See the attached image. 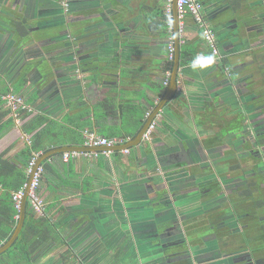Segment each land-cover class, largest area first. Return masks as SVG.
Instances as JSON below:
<instances>
[{
	"label": "crops",
	"instance_id": "obj_1",
	"mask_svg": "<svg viewBox=\"0 0 264 264\" xmlns=\"http://www.w3.org/2000/svg\"><path fill=\"white\" fill-rule=\"evenodd\" d=\"M70 1L65 24L52 28L40 24L53 19L51 13L32 11L42 3L58 8L56 0H0V88L15 89L31 108L0 136V153L17 164L16 156L45 126L53 130L48 143L57 147L78 141L85 146L86 131L131 136L136 118L146 120L144 112L152 113L162 98L158 83L164 77L169 37L162 39V30L151 32L147 21L163 11L165 0ZM201 2L202 20L218 39L216 63L193 71L190 61L179 62L177 91L155 116L151 140L129 153L91 150L98 156L64 162L59 152L44 159L51 170L44 171L40 186L45 200L41 214L50 223L61 218L57 228L65 240H48L31 254L29 264H80V228H129L128 218L146 211L145 202L159 215L162 197L175 191L181 175L190 188V175L206 171L211 158L233 150V159H239L238 150L244 152L239 91L248 74L254 83L263 80L258 57L264 54V0ZM59 11V16L65 14ZM159 20L161 16L155 17ZM22 21L28 26L25 34L15 25ZM182 43L195 49V55L212 53L190 16L183 22ZM42 117V125L24 131ZM1 254L0 264H20L14 263L16 250Z\"/></svg>",
	"mask_w": 264,
	"mask_h": 264
},
{
	"label": "flooded vegetation",
	"instance_id": "obj_2",
	"mask_svg": "<svg viewBox=\"0 0 264 264\" xmlns=\"http://www.w3.org/2000/svg\"><path fill=\"white\" fill-rule=\"evenodd\" d=\"M56 2L58 8L42 3L32 15L51 13L53 19L40 24L56 28L73 6L70 0ZM59 8L64 15H58ZM258 58L263 80L254 83L248 74L239 91L245 112V149L238 150L239 159H233V150L211 158L206 171L190 175V188L181 175L175 191L160 198L159 215L145 202L146 211L128 218L129 228H80V245L96 234L86 252L99 243L100 252L92 261L87 255L86 264H264V55Z\"/></svg>",
	"mask_w": 264,
	"mask_h": 264
},
{
	"label": "trees",
	"instance_id": "obj_3",
	"mask_svg": "<svg viewBox=\"0 0 264 264\" xmlns=\"http://www.w3.org/2000/svg\"><path fill=\"white\" fill-rule=\"evenodd\" d=\"M157 16H161L162 21L159 20L156 22L155 17ZM147 24L151 32L154 30H162L166 39L171 34H173V31L172 33L168 31L167 18L164 9L163 11L156 12L155 16L150 17L147 21ZM16 29L20 34H25L28 32V26L24 22H16ZM194 56L195 49L182 43L180 46L179 54L180 63H188ZM170 67V63L166 60L164 64V77L166 71L170 69ZM163 79L158 83L159 87L163 88L160 97L163 96L165 91V87L162 84ZM9 89L10 88L7 87L0 88V136L3 135L12 126L15 120L11 109L4 105V102L1 98L2 95ZM13 91L16 92L15 89ZM27 114L28 111H18V116H27ZM43 119V117L33 119L24 127V131L31 132L38 126L42 125V123L45 121ZM144 122L145 118H136V127L131 135L132 139L141 129ZM52 131L53 130L50 129V126H45L34 133L30 138V143L26 145L25 148H23L21 152L16 156V158L18 159V164L8 158H4L3 152L0 153V242H2V244L10 238L18 221L17 215L19 214V212L14 206V202L12 200V192L19 189L27 180L26 167L32 153H45L52 147L55 148V144L52 145L51 143H48L50 142L49 138H51V136L49 135L50 133H52ZM77 143L79 145L80 141H78ZM45 162V160L44 162H42L44 171L51 170V168ZM29 207L30 204L27 200L22 229L12 245L1 254L3 255L4 253L16 250V256L18 257V259H16L14 263L29 264L31 261V254L40 249L48 240H60L61 243L65 240L61 238L60 235L62 228H57L59 225L58 221H60L61 218L58 219L57 222L50 223L46 218L43 217V214L36 215V213L30 211ZM63 259L67 263L68 257L64 254ZM81 264L84 263L81 262Z\"/></svg>",
	"mask_w": 264,
	"mask_h": 264
},
{
	"label": "built area",
	"instance_id": "obj_4",
	"mask_svg": "<svg viewBox=\"0 0 264 264\" xmlns=\"http://www.w3.org/2000/svg\"><path fill=\"white\" fill-rule=\"evenodd\" d=\"M172 1L173 0H165V6H164V12L166 13L167 24H168L167 25L168 31L170 33H172V20H173ZM64 5H66V3ZM176 6L178 12V22L180 24L181 30L184 19L187 16H190L195 22L199 24L203 22L202 20L203 5L201 0H177ZM202 36L205 42L209 45L212 53L217 54L218 47L214 32L207 28H204ZM165 47H166V60L170 63L171 67L166 71L165 77L162 81L164 87H166L169 83L172 65L175 57V41H174V36L172 34L167 39V43ZM1 98L4 102V105L11 109L12 114L14 116H17L18 111L20 110L30 111L31 109L25 103L23 96L13 91L11 88L6 93H4ZM150 114H151V110H147L145 112V117H148ZM155 126H156V122L153 119L152 122L148 125L145 132L142 134V142L151 140ZM84 137H85L84 145L90 147H99V146L112 147L115 145L124 144L132 140L131 136L104 137V136H97L93 132H88V131L85 132ZM120 151L123 153H129L130 148H124L121 149ZM109 152L110 149L101 150V153L104 155H108ZM39 156H40V152H33L32 155L30 156L26 167L27 180ZM80 156L97 157L98 152L97 151H66L62 153L64 162H68L70 159L77 158ZM43 174H44V167L43 165L39 164L34 169L33 177L31 179V183L27 195V200L29 201L30 207L32 211L36 214H41L45 206L44 197L40 193V186H41ZM27 180L23 183V185L19 189L12 192V200L18 212L20 209L21 199L24 194V189L27 184ZM1 245L2 242H0V246Z\"/></svg>",
	"mask_w": 264,
	"mask_h": 264
},
{
	"label": "water",
	"instance_id": "obj_5",
	"mask_svg": "<svg viewBox=\"0 0 264 264\" xmlns=\"http://www.w3.org/2000/svg\"><path fill=\"white\" fill-rule=\"evenodd\" d=\"M176 1H172V15H173V31H174V41H175V57L172 65V70H171V75L169 79L168 85L165 87V92L160 99L159 103L153 110V112L146 118L143 126L141 129L138 131V133L133 137L132 140L129 142H126L124 144L120 145H115L112 147H106V146H99V147H90V146H78V145H66V146H59L56 148H51L50 150L46 151L43 153L38 159L37 162L32 169L29 178L27 180V184L24 189V194L21 199V204H20V209H19V214H18V221L16 224V227L14 231L12 232L10 238L2 245L0 246V254L6 251L12 243L15 241L17 236L19 235L22 226H23V221H24V216H25V206H26V200H27V195L31 183V179L33 177L34 169L40 164L44 159L49 157L50 155L59 153V152H66V151H91V150H104V149H113V150H121L124 148H131L134 146H138L141 141H142V134L145 132L147 129L148 125L152 122V120L155 118V116L158 115V113L162 110L164 105L172 98V96L176 93L177 91V74H178V69H179V52H180V35L178 31V12H177V6H176ZM163 50V48H162Z\"/></svg>",
	"mask_w": 264,
	"mask_h": 264
},
{
	"label": "clouds",
	"instance_id": "obj_6",
	"mask_svg": "<svg viewBox=\"0 0 264 264\" xmlns=\"http://www.w3.org/2000/svg\"><path fill=\"white\" fill-rule=\"evenodd\" d=\"M216 59L215 53L199 52L192 58L188 66L193 71H204L212 67L216 63Z\"/></svg>",
	"mask_w": 264,
	"mask_h": 264
},
{
	"label": "rangeland",
	"instance_id": "obj_7",
	"mask_svg": "<svg viewBox=\"0 0 264 264\" xmlns=\"http://www.w3.org/2000/svg\"><path fill=\"white\" fill-rule=\"evenodd\" d=\"M78 20H79V18H78ZM68 23V22H67ZM239 31V30H238ZM249 51H252V45H249ZM264 54H260V56H263ZM256 56H258V55H256ZM14 116V115H13ZM14 117H16V116H14ZM248 164L250 165L251 164V162L250 161H248ZM90 217V216H89ZM102 228H108L107 226H104V227H102ZM106 232H108V230H106ZM101 234V233H100ZM92 235V234H91ZM90 235V236H91ZM95 236H96V234H94V235H92L91 236V239H90V241H89V237H87L86 239H85V241H82V242H84L83 244H81L80 245V250H78V251H80V255L82 254V253H84V251L86 252V249H88V245L90 244V242L92 243V242H94L95 240H96V238H95ZM101 236H103V233L101 234ZM104 237V236H103ZM98 244L99 243H97L96 244V247L93 249V250H91V251H88V252H86V254H85V257L84 258H82V255H81V257H80V264H81V262H83L84 264H86V263H88V260H87V255H89V256H92V255H96V254H98L99 252H100V250L98 251V249H97V246H98ZM137 250H135V252H136ZM138 252V251H137ZM137 254V253H136ZM140 255V254H139ZM97 256V255H96Z\"/></svg>",
	"mask_w": 264,
	"mask_h": 264
},
{
	"label": "bare ground",
	"instance_id": "obj_8",
	"mask_svg": "<svg viewBox=\"0 0 264 264\" xmlns=\"http://www.w3.org/2000/svg\"><path fill=\"white\" fill-rule=\"evenodd\" d=\"M166 14V13H165ZM197 23V22H196ZM197 25L199 26V28H200V31H201V34L203 35V30H204V28H207V29H209V30H211V31H213L207 24H206V22L203 20V22L202 23H197ZM181 27H180V24H179V22H178V31H179V35H181L182 33H183V26H182V30L180 29ZM172 31H173V22H172ZM215 34V33H214ZM173 36H174V31H173ZM215 38H216V35H215ZM41 164V163H40ZM39 165V164H38ZM29 178V177H28ZM27 201V200H26Z\"/></svg>",
	"mask_w": 264,
	"mask_h": 264
}]
</instances>
